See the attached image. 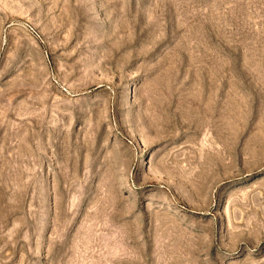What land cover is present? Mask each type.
<instances>
[{
  "label": "rangeland",
  "instance_id": "1",
  "mask_svg": "<svg viewBox=\"0 0 264 264\" xmlns=\"http://www.w3.org/2000/svg\"><path fill=\"white\" fill-rule=\"evenodd\" d=\"M0 264H264V0H0Z\"/></svg>",
  "mask_w": 264,
  "mask_h": 264
}]
</instances>
